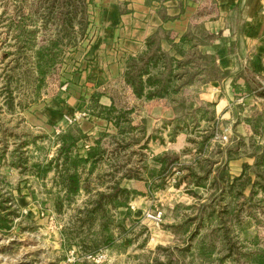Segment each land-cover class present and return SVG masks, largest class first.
<instances>
[{
    "label": "rangeland",
    "instance_id": "1",
    "mask_svg": "<svg viewBox=\"0 0 264 264\" xmlns=\"http://www.w3.org/2000/svg\"><path fill=\"white\" fill-rule=\"evenodd\" d=\"M40 1L46 2L42 13L36 15ZM51 1L0 0V218L12 221L7 224L9 229L0 227V264H169L171 257L170 264H263L264 192L255 189L257 193L252 195V185L242 197H230L222 206L216 204L218 215L229 207L227 203L234 209L227 220L234 244L231 250L215 230L218 222L203 225L193 240L190 235L196 222H190L188 233L179 229L196 217L201 206L210 203V185L218 165L204 182L207 188L195 186L190 170L203 174L210 169L208 162L211 153L217 155L216 145L225 152L238 149V159L243 158L239 166L229 164L233 178L245 172V165L253 166L256 149L264 148L263 133L245 136L243 128H237L248 125L246 119L254 115L238 116L240 106L233 109L231 117L220 116L214 124L202 120L200 129L183 128L177 135H185L180 147L182 141L172 142L170 137L173 119L160 118L163 110L172 106L171 101L137 97L126 84L124 72L121 79L100 87L89 100L99 95V104L112 109L104 113L105 119L98 118L103 121L97 135L102 156L92 174L88 168L81 173L84 190L67 198L57 185L55 172L44 173L47 163L57 156L59 134L56 129L40 128L37 120L43 109L67 92L74 75L90 65L92 44L102 29L93 23V17L104 9L102 0L87 1L86 16L77 19L73 46L55 26L43 27L45 7ZM83 18L84 33L78 24ZM26 32H35L34 44ZM44 42L52 43V50L48 68L41 75L35 69V46ZM187 90L181 100L204 110V117L213 112L217 118L214 101L203 100L198 89ZM87 109L88 105L85 111L91 116ZM145 124L151 131L148 137L143 132ZM207 126L216 136L199 151L202 135L198 132L205 133ZM223 135L228 136V142H219L217 137ZM77 152L80 154L78 146ZM246 174L256 181L250 170ZM116 185L131 191L119 196L127 208H115L109 196L101 197ZM100 200L103 205L99 209ZM4 207L7 210H2ZM158 211L164 218L157 226L147 219V213ZM108 228L114 242L108 240ZM210 234L213 242H207L206 249L213 251L205 259L198 248ZM97 255L105 258H89Z\"/></svg>",
    "mask_w": 264,
    "mask_h": 264
},
{
    "label": "trees",
    "instance_id": "2",
    "mask_svg": "<svg viewBox=\"0 0 264 264\" xmlns=\"http://www.w3.org/2000/svg\"><path fill=\"white\" fill-rule=\"evenodd\" d=\"M50 1V0H49ZM88 0H52L48 8L45 7L43 16V27L47 28L49 24L57 28L58 33H62L65 38L69 40V44L76 46L75 32L77 19L82 15L86 16ZM92 1V0H91ZM161 3L163 8V0H155ZM46 1H40L35 14L42 13V7ZM86 8V9H85ZM46 12V13H45ZM43 19V18H42ZM177 17H164L165 21L175 20ZM85 18L82 22L78 23L81 27L80 31H86ZM42 29V28H41ZM37 33V30L35 31ZM35 32H26L27 36H31V41L35 43ZM39 32V29H38ZM34 34V35H33ZM219 38V35L209 33L203 23H192L189 25L187 32L176 42L171 31L165 30L163 27L159 28L157 32L150 37L146 42V50L136 56H132L127 61L124 79L126 84L133 90L135 95L139 98L147 97L148 99H169L172 103V109L175 118L172 121L173 130L170 133L172 142H175L177 135L183 128L188 129L193 126L196 129L201 127V121L206 120L207 123H216L217 118L212 112L210 117L202 109L193 107L181 100L183 91L188 88H200L206 84L214 81H223L231 75L230 71H224L218 64V58L214 54L204 52V48L210 47ZM63 41V40H62ZM62 41H59L60 43ZM27 43V42H26ZM33 43V44H34ZM25 44V43H24ZM52 44V43H51ZM50 43H42L34 45L35 51V69L41 75L48 68V63L51 57L52 46ZM164 44L169 46V49L164 48ZM32 45L30 46V48ZM24 46H20L23 50ZM147 90H150L147 93ZM100 96L94 95L88 104L87 112L91 116L97 118H104V113L111 111L112 107H105L99 104ZM105 119V118H104ZM253 128V132L257 135L264 134V112L257 113L245 121ZM166 123H168L166 121ZM118 125V124H117ZM144 132V129H143ZM216 136L215 130L206 127L202 140L197 143L199 151L204 150L210 144V140ZM87 136L83 133L78 123L69 126L65 131L57 136L58 152L57 156L47 163L46 171L55 172L57 178V185L60 186L67 198H72L84 190L82 182V172L87 170L92 174L96 166L101 160L100 142L98 146L88 151V157L83 158L77 152L79 142ZM154 139V136L151 137ZM218 152L211 153L209 168L204 170L203 174L199 173L196 169H191L190 174L193 182L197 188H207L206 182L212 173L214 166L216 167V175L212 178L210 188L212 189L210 203L200 207L199 213L191 221L186 222L180 226L184 233L190 232L188 227L192 222H196L197 226L190 239L196 238L199 233V228L205 224L214 225L218 222L215 229L220 233L221 240L228 242L227 250H231L234 244L231 245V229L227 227V220L232 216L234 209H231L230 203L227 209H223L221 214L218 215L215 208L216 204L223 205L230 197H242L247 188L252 185V195L259 191L264 192V148L256 149V153L252 157L255 158L253 166L245 165V172L240 176L233 178L230 175L229 164L238 159V149H227L226 152L219 145L215 146ZM161 158H159L160 160ZM162 164L163 161L160 160ZM165 164V163H163ZM250 170L255 176L256 181L252 182L246 171ZM129 195L131 191L123 189L120 185L112 188V192L103 194L101 197L110 198V204L115 208L126 207V201H119L120 195ZM128 197V196H127ZM216 198V200H214ZM36 200V199H35ZM218 200V201H217ZM7 202V201H6ZM103 201H99V209L102 208ZM62 205V204H61ZM2 210H7L5 207ZM11 220L6 217L0 218V227L8 228L7 224H11ZM191 222V223H190ZM1 228V229H4ZM109 230V228H108ZM181 232V231H180ZM108 240L114 242V236L109 230ZM213 234V233H212ZM212 234H210L198 248L199 253L205 259L210 258L213 250L206 249V244L211 241ZM112 244V243H111ZM208 244V247L210 246ZM207 247V248H208ZM229 256L232 257L231 251H228ZM264 261V257L262 258ZM170 258V262H173ZM264 264V263H263Z\"/></svg>",
    "mask_w": 264,
    "mask_h": 264
},
{
    "label": "crops",
    "instance_id": "3",
    "mask_svg": "<svg viewBox=\"0 0 264 264\" xmlns=\"http://www.w3.org/2000/svg\"><path fill=\"white\" fill-rule=\"evenodd\" d=\"M97 1L100 0L95 3ZM163 2L161 8V3L155 0H102V13L99 9L100 15L95 13L93 17V23L102 29L92 44L90 65L74 75L66 93H61L55 102L42 110L37 125L52 132L58 127L65 131L69 126H66L64 117L84 112L95 91L121 79L128 59L145 51L147 40L159 28L171 31L178 42L192 23H203L209 33L219 35L212 46L203 50L216 55L221 69L230 71L231 75L221 82L214 81L187 91L198 89L203 100L214 101L217 120L220 116L223 119L231 117L237 106H240L238 116L264 112V0ZM164 17L177 19L165 21ZM164 48L169 49V46L164 44ZM160 115V118H175L172 106ZM94 120L97 122L91 124ZM99 122L103 121L87 116L78 123L87 136L78 144L81 157L88 156L86 147L88 150L97 147V135L102 130ZM144 127L148 137L151 131L147 124ZM237 128H243L245 136L257 135L251 126L238 125ZM198 133L204 134L202 131ZM182 136L185 135L181 134L175 140L182 141L180 147L184 142ZM241 160L240 157L230 165L239 166Z\"/></svg>",
    "mask_w": 264,
    "mask_h": 264
},
{
    "label": "built area",
    "instance_id": "4",
    "mask_svg": "<svg viewBox=\"0 0 264 264\" xmlns=\"http://www.w3.org/2000/svg\"><path fill=\"white\" fill-rule=\"evenodd\" d=\"M88 115L86 113V111L84 112H80V113H75L74 115L71 116H65L64 117V121L66 123V126H71L74 125L76 123H79L80 120H83L84 118H86ZM62 128L58 127L56 128V132L57 134H60L62 132ZM221 142H228V136L227 135H223V136H218L217 137ZM163 218H164V213L162 211H158V212H149L147 213V219L154 225H160L163 222ZM89 258H93L94 260L99 259V261H101L103 258H105L103 255H97L96 257H89ZM72 263V262H71Z\"/></svg>",
    "mask_w": 264,
    "mask_h": 264
}]
</instances>
